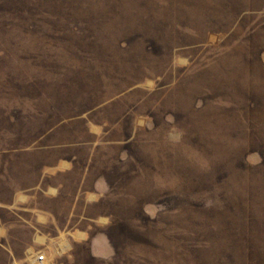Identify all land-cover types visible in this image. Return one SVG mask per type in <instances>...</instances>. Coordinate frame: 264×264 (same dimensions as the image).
Instances as JSON below:
<instances>
[{"label":"rangeland","instance_id":"rangeland-1","mask_svg":"<svg viewBox=\"0 0 264 264\" xmlns=\"http://www.w3.org/2000/svg\"><path fill=\"white\" fill-rule=\"evenodd\" d=\"M264 264V0H0V264Z\"/></svg>","mask_w":264,"mask_h":264},{"label":"built area","instance_id":"built-area-1","mask_svg":"<svg viewBox=\"0 0 264 264\" xmlns=\"http://www.w3.org/2000/svg\"><path fill=\"white\" fill-rule=\"evenodd\" d=\"M32 264H47V261H46V258H45V255L41 254V255H37Z\"/></svg>","mask_w":264,"mask_h":264}]
</instances>
